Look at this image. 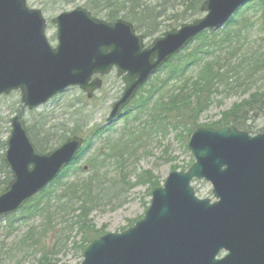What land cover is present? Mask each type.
Instances as JSON below:
<instances>
[{
  "label": "water",
  "instance_id": "water-1",
  "mask_svg": "<svg viewBox=\"0 0 264 264\" xmlns=\"http://www.w3.org/2000/svg\"><path fill=\"white\" fill-rule=\"evenodd\" d=\"M172 1V0H164ZM249 0H206L204 16L156 38L148 47L134 25L100 20L83 7L52 20L58 45L47 38V20L27 0H0V96L21 93L11 118L5 163L12 180L0 192V217L19 212L78 156L81 137L41 153L24 110H35L67 89L92 99L115 68L125 85L108 122L121 116L139 90L201 33L217 31ZM195 162L172 172L152 193L142 220L109 233L85 250L82 264H264V133L235 126L201 127L189 138ZM195 180L213 186L215 201L201 199Z\"/></svg>",
  "mask_w": 264,
  "mask_h": 264
},
{
  "label": "trees",
  "instance_id": "trees-1",
  "mask_svg": "<svg viewBox=\"0 0 264 264\" xmlns=\"http://www.w3.org/2000/svg\"><path fill=\"white\" fill-rule=\"evenodd\" d=\"M204 1L89 0L88 6L95 16L105 14L108 21L123 18L133 22L146 38H153L202 16ZM57 2L52 1L53 4ZM170 13L173 15L168 19ZM168 21L174 25L165 24ZM194 42L159 71L144 94L141 92L145 88L141 90L133 111L115 133H111L112 126L101 125L94 126L89 134L82 131L91 118L81 106L85 103L83 100H87L85 95L66 101L64 108L74 111L63 114L64 121H59L53 112L33 111V119L27 122L28 131L42 153L54 150L71 136L81 135L86 137V147L79 157L82 160L94 138L102 141L98 152L89 158L87 170L68 167L19 214L10 216L21 215L44 222L43 227L31 228L29 235L21 241V245L29 248L31 244L33 251L40 253L37 264H56L53 256L60 241L53 245L45 243L48 229L55 231L57 240L65 233L66 239L74 232L81 235V242L75 248L83 260L86 248L104 235L91 220L98 205L109 203L138 186H148L147 196L151 198L153 190L161 187L160 180L152 171H144L132 183L126 164L162 131L182 130L184 149L189 153L187 140L195 129L203 127L199 125L200 117L213 105L222 106L224 100L231 98L240 100L208 127L233 125L252 135L256 133L257 122H264V0H251L224 29L205 31ZM9 132V121L0 119V192L12 179L4 159ZM189 155L190 162L180 168L182 171H187L194 163ZM105 169H114L117 173L109 188L103 184L107 176H100ZM71 171L80 174L70 178ZM90 172L93 174L84 177ZM7 222L10 226L14 223L13 220Z\"/></svg>",
  "mask_w": 264,
  "mask_h": 264
},
{
  "label": "rangeland",
  "instance_id": "rangeland-1",
  "mask_svg": "<svg viewBox=\"0 0 264 264\" xmlns=\"http://www.w3.org/2000/svg\"><path fill=\"white\" fill-rule=\"evenodd\" d=\"M28 4L32 8L41 9L45 13L49 25L47 29V37L53 46L57 45L56 33L57 28L51 24V20L59 16L64 12H70L79 7H85L90 10L88 3L89 0H59L56 4H53L50 0H27ZM149 1V0H147ZM158 3L157 0H150ZM91 11V10H90ZM92 12V11H91ZM93 13V12H92ZM94 14V13H93ZM95 15V14H94ZM173 13H170L168 19H171ZM97 18L107 20L105 14L96 15ZM108 21V20H107ZM133 23V22H132ZM167 25H174L172 21L165 23ZM135 25V24H134ZM136 26V25H135ZM168 29V28H167ZM170 30V29H169ZM144 35L143 32L139 31ZM156 38H148L146 40L147 45ZM195 43V42H194ZM190 45L191 47L194 45ZM145 87L144 92L150 88V85L155 80V77ZM124 90V84L122 80L118 79L116 74H112L109 78H106V85L103 90L97 92L96 97L93 100H83L81 106L85 107V114L90 115L88 126L82 131L89 134L90 130L96 126H106L107 118L110 113L111 107L115 101H117ZM84 93L79 88H72L57 99L52 100L46 106L39 108L40 112H53L59 121H64L63 114L71 113L74 110H69L65 107L67 100L79 99ZM239 98H231L224 100L222 106L213 105L207 110L199 120V125L208 127L212 123H216L221 114L230 109L232 105L238 102ZM21 104V95L19 92H15L10 96H4L0 98V119H5L10 122V119L16 113V110ZM134 102L129 106L126 111V115L133 110ZM33 119V112L27 111L25 113V120L31 121ZM124 119V118H123ZM123 119L117 121L111 128V133H115L123 126ZM4 121V120H3ZM10 127V125H9ZM264 122L262 120L257 122L256 133L252 135H258L264 133ZM184 132L169 129V131H162L158 137L150 142L145 149L139 150L135 156L126 164L129 168L128 172L131 176V182L136 180V177L141 175L144 171H152L156 178L160 180L161 186H163L165 180L173 171H181V167H185L190 162L189 153L185 152L184 141L182 139ZM188 141V140H187ZM102 141L94 138L91 141L90 148L87 151L86 156L77 161L76 168L88 165L89 158L93 157L101 148ZM2 152H0L1 154ZM74 167V166H73ZM178 169V170H175ZM109 172V174H108ZM80 174V172L78 173ZM75 171L70 172V178H76ZM93 173L85 174L84 177L90 176ZM100 176L106 177L107 181L103 184L109 188L112 180L116 179L117 173L114 169H105ZM108 184V185H107ZM193 187L196 190L197 196L204 199L210 198L214 200L212 193V185L204 180H196L193 183ZM148 186H138L126 192L124 195L118 196L115 200L107 203L103 202L98 205L97 209L91 214V220L93 225L102 233H122L125 230L134 226L140 221L147 211V203L151 201V198L147 196ZM123 194V193H122ZM108 201V199H104ZM19 214V213H18ZM15 219V220H14ZM13 220L12 226L7 222ZM0 222V264H37L40 253L34 252L33 249L27 246L21 245V241L29 235V231L33 227L39 228L44 222L38 219H26L19 215L14 218L8 217ZM49 236L45 243L50 242L53 245L54 242L60 241L55 255L53 256L54 263L56 264H81L82 258L75 246L81 242L82 236L74 232L69 239H66V233L60 236V240H57L55 231L48 229ZM103 236V235H102ZM38 238L36 234L35 239ZM19 246L21 249H19ZM36 249H39L38 247ZM33 251V252H32Z\"/></svg>",
  "mask_w": 264,
  "mask_h": 264
},
{
  "label": "flooded vegetation",
  "instance_id": "flooded-vegetation-1",
  "mask_svg": "<svg viewBox=\"0 0 264 264\" xmlns=\"http://www.w3.org/2000/svg\"><path fill=\"white\" fill-rule=\"evenodd\" d=\"M104 82H105V79H104Z\"/></svg>",
  "mask_w": 264,
  "mask_h": 264
}]
</instances>
